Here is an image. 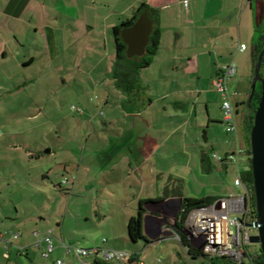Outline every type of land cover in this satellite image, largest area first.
<instances>
[{
  "label": "crops",
  "instance_id": "crops-1",
  "mask_svg": "<svg viewBox=\"0 0 264 264\" xmlns=\"http://www.w3.org/2000/svg\"><path fill=\"white\" fill-rule=\"evenodd\" d=\"M257 1L0 0L2 95L12 91L11 80L18 66L25 73L46 59L47 52L50 59L86 62L85 75L91 86H105L99 90L95 106L92 99L83 102L92 118L91 135L97 133L92 139L103 147L96 145L87 154V164L77 165V170L68 169V157L61 163L71 186L59 189L70 197H84L80 194L86 190L91 199L88 214L75 217H94L98 225L110 222L107 233L111 239L97 245L88 241L92 244L88 248L119 249V244L124 245L127 222L144 200L142 230L149 243L125 264L162 263L154 253L161 242L175 240L183 246L174 231L183 197L216 200L239 192L234 184L236 175L250 165L247 128L251 110L246 100L255 64ZM142 5L159 32V43L150 64L138 70L139 88L128 92L118 87L114 78L112 28L131 18ZM240 44L246 49L239 50ZM230 62L236 65L228 83L235 129L228 132L222 123V97L214 79ZM95 108L105 110L100 118L103 126L95 122ZM83 110L79 108L80 113ZM23 152L28 162L42 158L38 151ZM234 153V161L222 162L212 156ZM81 156L82 162L84 153ZM103 202L109 206L100 207ZM14 208V214L4 210L0 216V252L5 245L10 252L7 259L1 257L3 261L8 262L14 250L18 256L28 257V248L46 234L58 235L54 244L61 249L57 239H74L67 238L65 217L59 222L55 210L45 212L40 206L26 213ZM10 232L20 236L12 239ZM44 246L34 248L43 250ZM57 259L64 264L60 256L53 258V264Z\"/></svg>",
  "mask_w": 264,
  "mask_h": 264
},
{
  "label": "rangeland",
  "instance_id": "rangeland-1",
  "mask_svg": "<svg viewBox=\"0 0 264 264\" xmlns=\"http://www.w3.org/2000/svg\"><path fill=\"white\" fill-rule=\"evenodd\" d=\"M260 6L261 0H258L257 22ZM49 57L47 52L46 59L32 69H26L25 73L18 66L11 82L14 85L22 83L25 85L16 88L12 84L9 95L4 93L3 96V92L0 91V216L4 210L14 214V207L26 213L35 212L34 209L40 206L45 208V212L55 210L59 222L65 217L64 232L67 238L74 237L70 240L65 239V244L88 248L92 246L88 241L97 245L103 239H111L107 233L110 222H100L98 225L94 217L90 220L75 217L88 214L91 199L87 198L86 190L80 194L84 197L74 195L70 197L59 189L71 186L70 180L64 182L68 176L64 171V164L61 163H66L68 157V169L73 171L77 170V165L87 164L89 152L97 145L92 139L97 137V133L91 135L92 124L89 123L91 121L89 119L92 118L83 107V102L87 103L92 99L91 104L95 106L100 100L99 92L105 86L99 84L91 86L89 78L85 75L88 70L86 62L81 65V62L74 64L72 60ZM3 78L0 75V84ZM0 89L3 87L0 86ZM215 99L216 104H219V96ZM79 108L85 110L80 113ZM94 111L98 116L95 122L101 125L100 118L103 117L105 110L95 108ZM98 147L103 146L100 144ZM28 150L40 152L42 158L28 162L23 152ZM47 151L51 153L42 154ZM83 153L84 159L81 162ZM61 195L64 197L61 198ZM99 205L104 208L109 206L105 202ZM251 231L256 232L255 229ZM52 236L55 241V236L58 235ZM124 238L125 243L119 244V249L135 253L143 246L147 247L143 241L134 244L128 240V236ZM160 244L155 245L159 250L157 248L154 253L162 263L156 264H212L202 256L192 258L175 240H166ZM55 245L57 246L56 243ZM58 247L49 258L42 257L41 247L28 248L31 253L28 257L18 256L14 250L8 262L3 261L0 255V264H16V261L18 264H53V258L56 256L63 258L64 264H81L72 255L66 257L64 250ZM247 249L251 253L259 251L258 245L251 243ZM244 261L247 263V259Z\"/></svg>",
  "mask_w": 264,
  "mask_h": 264
},
{
  "label": "built area",
  "instance_id": "built-area-1",
  "mask_svg": "<svg viewBox=\"0 0 264 264\" xmlns=\"http://www.w3.org/2000/svg\"><path fill=\"white\" fill-rule=\"evenodd\" d=\"M246 49L245 44L239 45V50ZM236 73V65L230 62L223 65L214 79V87L221 94L222 122L225 130L230 132L235 129L234 109L230 100L228 83ZM240 150L236 151V153ZM212 156L219 161H234L235 154ZM66 182V179L64 180ZM239 189L236 194H229L214 200L212 203L192 210L183 223L181 232L187 237L190 244L205 254L213 257H222L233 264H262L259 262V252L251 253L247 249L248 238L254 234L245 224L249 216L248 198L250 191L243 182L240 173H237L234 181ZM11 238L16 239L20 236L18 232H10ZM175 238L179 240L178 235ZM66 254L73 255L81 264H125L129 262L134 253L128 250L111 249L107 247L82 248L65 244L62 240H57ZM7 244L9 241L6 242ZM44 243L42 257H49L55 250L54 239L51 234H46L38 238L33 247H39ZM9 246L5 245L0 252L1 257H9ZM247 259V263H245ZM61 259L56 260V264H62Z\"/></svg>",
  "mask_w": 264,
  "mask_h": 264
},
{
  "label": "trees",
  "instance_id": "trees-1",
  "mask_svg": "<svg viewBox=\"0 0 264 264\" xmlns=\"http://www.w3.org/2000/svg\"><path fill=\"white\" fill-rule=\"evenodd\" d=\"M146 9H147L146 6L142 5L139 9L135 11V13L133 14L131 18L125 20L121 24L114 26L112 28V36H113V42H114V48H115V63L113 66L114 78L116 79V83L118 87L123 88L125 91H128V92H131L139 88V86L137 85L138 70L150 64L152 60V55L157 51V47L159 43L158 42L159 32L156 28H153L152 33L150 35L149 44L143 56L134 57V58L129 59L125 55L126 45L124 44V42L122 41L120 37V31L122 28L131 26L133 22L137 19V17ZM147 13H148L149 18L151 19L150 12L147 11ZM254 36L255 38H254L253 51H254V61L256 63L258 54L264 49V12L261 17V20L257 22ZM263 70H264V61L262 64V72ZM259 97H260V84L258 83L253 93L251 105L248 108L251 110V115H250L248 128H247V132H248L247 141L248 142H249V132H250V128L252 125L253 111L257 107V104L259 102ZM248 155H249V164H250V149L248 150ZM240 177L243 180V182L248 186V189L251 192L252 178H251L250 165H249V169H247L246 171L240 172ZM178 186L180 187V185ZM214 200L215 198H209V197L202 198V199L183 197L181 199V208L179 210V213L174 223V231L176 235H178L179 241L186 248L188 255H190L192 258H197V257L202 256V257L207 258L212 264H233V263L226 261L222 257L209 256L205 254L202 250L195 248L194 246L190 244L187 237L181 232L183 223L186 220L188 214L192 210L202 207V206H206L212 203ZM144 204H145L144 200L139 201L136 214L134 216H131L127 222L128 240L134 244L138 243L139 241L149 243V241L145 238L143 234V230H142V221H143V216L145 213ZM247 204L249 208V216L247 217L246 220L251 221L256 216L252 194L251 195L249 194ZM258 250L259 251L257 250L256 251L260 253L259 246H258ZM135 256L136 255H134V257ZM133 258L131 260H133ZM258 263H262L261 255H259ZM94 264H99V263L95 262Z\"/></svg>",
  "mask_w": 264,
  "mask_h": 264
},
{
  "label": "water",
  "instance_id": "water-1",
  "mask_svg": "<svg viewBox=\"0 0 264 264\" xmlns=\"http://www.w3.org/2000/svg\"><path fill=\"white\" fill-rule=\"evenodd\" d=\"M264 12V2L261 0L259 21ZM153 30L152 20L147 11H143L131 26L122 28L120 37L126 45L125 55L131 59L145 54ZM264 49L258 54L254 64L252 79L246 107H250L256 85L260 84V97L257 107L253 111L252 125L249 132L251 193L254 200L255 218L245 225L255 229L249 236L248 242L259 246L262 264H264Z\"/></svg>",
  "mask_w": 264,
  "mask_h": 264
}]
</instances>
